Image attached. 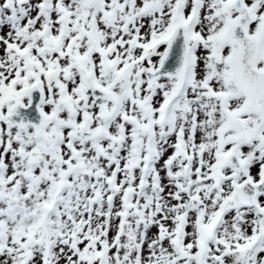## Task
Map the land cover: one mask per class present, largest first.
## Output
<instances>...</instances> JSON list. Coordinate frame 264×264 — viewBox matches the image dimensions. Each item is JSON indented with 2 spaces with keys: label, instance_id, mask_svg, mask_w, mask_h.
Listing matches in <instances>:
<instances>
[{
  "label": "snow or ice",
  "instance_id": "1",
  "mask_svg": "<svg viewBox=\"0 0 264 264\" xmlns=\"http://www.w3.org/2000/svg\"><path fill=\"white\" fill-rule=\"evenodd\" d=\"M0 264H264V0H0Z\"/></svg>",
  "mask_w": 264,
  "mask_h": 264
}]
</instances>
